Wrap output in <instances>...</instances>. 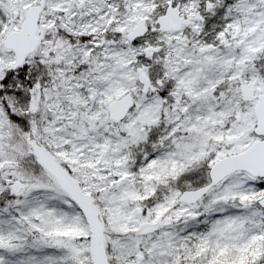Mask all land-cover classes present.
<instances>
[{
  "label": "snow or ice",
  "instance_id": "snow-or-ice-1",
  "mask_svg": "<svg viewBox=\"0 0 264 264\" xmlns=\"http://www.w3.org/2000/svg\"><path fill=\"white\" fill-rule=\"evenodd\" d=\"M0 264H264V0H0Z\"/></svg>",
  "mask_w": 264,
  "mask_h": 264
}]
</instances>
